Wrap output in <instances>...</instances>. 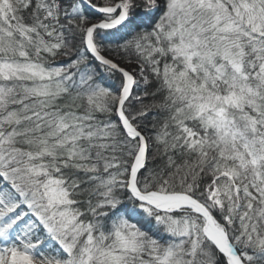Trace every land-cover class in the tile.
Masks as SVG:
<instances>
[{
  "label": "snow or ice",
  "instance_id": "6c2138e0",
  "mask_svg": "<svg viewBox=\"0 0 264 264\" xmlns=\"http://www.w3.org/2000/svg\"><path fill=\"white\" fill-rule=\"evenodd\" d=\"M0 264H264V0H0Z\"/></svg>",
  "mask_w": 264,
  "mask_h": 264
}]
</instances>
